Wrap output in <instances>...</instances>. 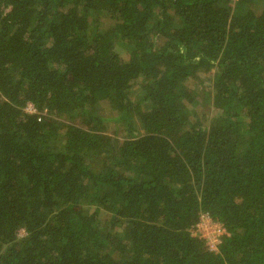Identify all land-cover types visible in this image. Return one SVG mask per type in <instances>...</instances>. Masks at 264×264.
I'll return each mask as SVG.
<instances>
[{"label":"trees","instance_id":"1","mask_svg":"<svg viewBox=\"0 0 264 264\" xmlns=\"http://www.w3.org/2000/svg\"><path fill=\"white\" fill-rule=\"evenodd\" d=\"M0 264H264V0H0Z\"/></svg>","mask_w":264,"mask_h":264},{"label":"built area","instance_id":"2","mask_svg":"<svg viewBox=\"0 0 264 264\" xmlns=\"http://www.w3.org/2000/svg\"><path fill=\"white\" fill-rule=\"evenodd\" d=\"M31 109V106H27ZM227 234L223 225L214 221L207 213L199 216L198 223L191 229V235L204 240L209 250L216 252L219 239Z\"/></svg>","mask_w":264,"mask_h":264},{"label":"rangeland","instance_id":"3","mask_svg":"<svg viewBox=\"0 0 264 264\" xmlns=\"http://www.w3.org/2000/svg\"><path fill=\"white\" fill-rule=\"evenodd\" d=\"M204 77V76H203ZM202 77V78H203ZM209 81V79H205L204 80V83L201 85V86H199V88H198V93H200V96H202L203 97V93L204 92H206V85H208V81ZM205 100H203V101H198V109H199V111H201V112H208L209 111V108L207 107V104H206V102H204ZM23 234V230H20L19 231V235H22Z\"/></svg>","mask_w":264,"mask_h":264}]
</instances>
